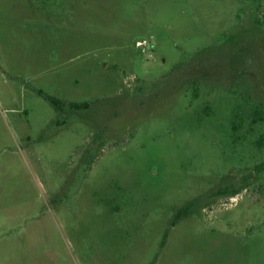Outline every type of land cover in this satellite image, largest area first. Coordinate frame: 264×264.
Returning a JSON list of instances; mask_svg holds the SVG:
<instances>
[{
	"label": "rangeland",
	"instance_id": "rangeland-1",
	"mask_svg": "<svg viewBox=\"0 0 264 264\" xmlns=\"http://www.w3.org/2000/svg\"><path fill=\"white\" fill-rule=\"evenodd\" d=\"M263 103L264 0H0V264H264Z\"/></svg>",
	"mask_w": 264,
	"mask_h": 264
},
{
	"label": "trees",
	"instance_id": "trees-1",
	"mask_svg": "<svg viewBox=\"0 0 264 264\" xmlns=\"http://www.w3.org/2000/svg\"><path fill=\"white\" fill-rule=\"evenodd\" d=\"M43 95V94H42ZM44 98L49 101L55 108L60 109L61 108V102H59L58 100L49 97V96H45L43 95ZM82 107H86V104H81V105H77V104H68V108L71 110H77L80 109ZM251 122L253 124H262L264 125V103L263 104H258L256 105L251 113ZM234 127V126H233ZM264 140V132L263 134L260 136V140L262 141ZM194 202L190 201L188 202L184 207H181L180 209H178L175 213V217H174V221H173V226L176 225L178 223L179 220L187 217L190 212L191 209L193 207Z\"/></svg>",
	"mask_w": 264,
	"mask_h": 264
}]
</instances>
